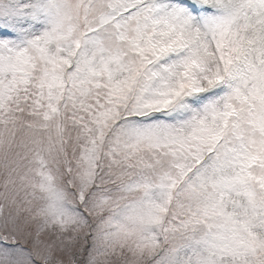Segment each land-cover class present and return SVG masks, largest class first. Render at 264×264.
Returning a JSON list of instances; mask_svg holds the SVG:
<instances>
[{"label":"snow or ice","instance_id":"obj_1","mask_svg":"<svg viewBox=\"0 0 264 264\" xmlns=\"http://www.w3.org/2000/svg\"><path fill=\"white\" fill-rule=\"evenodd\" d=\"M0 264H264V0H0Z\"/></svg>","mask_w":264,"mask_h":264}]
</instances>
